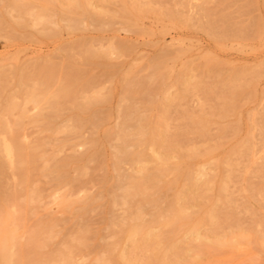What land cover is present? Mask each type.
Masks as SVG:
<instances>
[{"label":"rangeland","instance_id":"1","mask_svg":"<svg viewBox=\"0 0 264 264\" xmlns=\"http://www.w3.org/2000/svg\"><path fill=\"white\" fill-rule=\"evenodd\" d=\"M0 264H264V0H0Z\"/></svg>","mask_w":264,"mask_h":264},{"label":"bare ground","instance_id":"2","mask_svg":"<svg viewBox=\"0 0 264 264\" xmlns=\"http://www.w3.org/2000/svg\"><path fill=\"white\" fill-rule=\"evenodd\" d=\"M89 87V86H88ZM126 132V131H125ZM171 140V139H170ZM170 140H165V141H170ZM195 141V140H194ZM171 142V141H170ZM149 143V142H148ZM165 143V142H164ZM166 143H168V142H166ZM173 143V142H172ZM197 143H198V141H197ZM151 144V143H150ZM171 144V143H170ZM169 144V145H170ZM173 144H175V143H173ZM190 144V143H189ZM135 145V144H134ZM155 145V144H154ZM181 145H182V143H181ZM186 145H188V144H186ZM148 146V145H147ZM139 147V146H138ZM168 147V146H167ZM175 147V146H174ZM180 147V146H179ZM166 148V147H165ZM171 148V147H170ZM164 149V148H163ZM173 149V148H172ZM200 149V148H199ZM151 150V149H150ZM198 150V149H197ZM162 151V150H161ZM164 151V150H163ZM179 151V150H178ZM125 152V151H124ZM128 152V151H127ZM156 153V152H155ZM191 154V153H190ZM141 155V154H140ZM188 156V155H187ZM193 156V155H192ZM142 159V158H141ZM140 159V160H141ZM149 160V159H148ZM153 160V159H152ZM140 162V161H139ZM169 167H171V166H169ZM149 168V167H148ZM168 169V168H167ZM192 169H194V168H192ZM202 173H204V172H202ZM148 174V173H147ZM163 174H161V176H162ZM191 175V174H190ZM231 175V174H230ZM157 176V175H156ZM189 177V176H188ZM187 177V178H188ZM201 177V176H200ZM239 177V176H238ZM118 179V178H117ZM192 179V178H191ZM203 179V178H202ZM121 180H123V179H121ZM188 181V180H187ZM117 182V181H116ZM119 182V181H118ZM235 182H238V181H235ZM142 183V185H143V182H141ZM248 183H249V181H248ZM153 184H155V183H153ZM196 186V185H195ZM246 187V186H245ZM183 188V187H182ZM202 188V187H201ZM201 188H199V189H201ZM121 189V188H120ZM124 189V188H123ZM117 190V189H116ZM141 190V189H140ZM188 190V189H187ZM120 191V190H119ZM134 191V190H133ZM142 191V190H141ZM118 192V191H117ZM130 192H131V190H130ZM123 193V191L122 192H120V194H122ZM133 194V193H132ZM222 194V193H221ZM231 194V193H230ZM116 195V194H115ZM127 195V194H126ZM119 196V195H118ZM122 196H123V194H122ZM150 198V197H149ZM193 198V197H192ZM120 199H121V197H120ZM233 199V198H232ZM237 198H235V200H236ZM243 199V198H242ZM191 200V199H190ZM204 200V199H203ZM220 200V199H219ZM234 200V201H235ZM230 201V200H229ZM126 202H128V201H126ZM169 202V201H168ZM180 202V201H179ZM166 203V202H165ZM191 203V202H190Z\"/></svg>","mask_w":264,"mask_h":264}]
</instances>
